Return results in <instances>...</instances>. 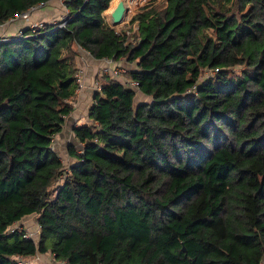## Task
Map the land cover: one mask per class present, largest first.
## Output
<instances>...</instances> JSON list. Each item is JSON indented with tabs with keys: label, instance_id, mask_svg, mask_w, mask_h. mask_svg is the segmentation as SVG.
Masks as SVG:
<instances>
[{
	"label": "trees",
	"instance_id": "1",
	"mask_svg": "<svg viewBox=\"0 0 264 264\" xmlns=\"http://www.w3.org/2000/svg\"><path fill=\"white\" fill-rule=\"evenodd\" d=\"M49 1L0 0V24ZM109 3L62 0L64 18L0 36V264L48 251L53 264H259L264 0L144 6L126 43ZM75 46L133 66L97 72L63 161ZM30 214L37 239L13 227Z\"/></svg>",
	"mask_w": 264,
	"mask_h": 264
},
{
	"label": "rangeland",
	"instance_id": "2",
	"mask_svg": "<svg viewBox=\"0 0 264 264\" xmlns=\"http://www.w3.org/2000/svg\"><path fill=\"white\" fill-rule=\"evenodd\" d=\"M123 1L125 3V7L127 8V11L124 13L122 21L113 27L117 32L123 34L125 33L128 36L127 38L129 41H134L137 30V25H136L137 22L132 20L134 14L139 10H141L144 6L162 5L165 2V0H123ZM64 13H65V8L62 5V0H51L47 2V4H43V6L37 7L32 12V16L37 15L38 17H33V19L29 20L27 23H36L38 21H41V19H43L44 17H48L49 21L54 22L55 20L61 18ZM24 21H25L24 18H17V19H13L12 21L4 22L0 24V36H4L7 30H12V31L15 30L18 25H23ZM104 21L106 24L111 26V18L106 19L104 17ZM74 51H76L75 63L77 65V68L85 65V67H87L86 71H88V66H89V70H90L89 78L92 81L93 78H95V75L97 74V70L100 71L101 67L105 64L104 62L106 61L104 59L93 58L87 51H85L80 47L75 46ZM113 64H119L122 70L123 69L126 70L128 66L132 64V62L129 63L122 59V60H118V62L113 61ZM92 68L94 69L93 72L91 70ZM207 73L208 71L205 70V73L202 74V76L206 75ZM91 89L92 88L90 87V90ZM80 94L79 93L75 94L72 99L73 111L77 117V120H75V122L73 121L74 124H77L78 122H82V120L84 121V119H86L88 106L86 105L82 106L81 101H77ZM88 94L90 96V92ZM86 98L87 96L83 100H86ZM66 120L67 121L63 126L64 128L63 133H61L59 138L61 141H63V147L61 145L59 146L58 141H56V136L53 139V148L54 150H56V152L59 153L63 161H66L68 159V156L66 155V151H65L66 147L64 145L71 142L70 138L72 137L70 132L71 127L69 125L70 120H68V117L66 118ZM18 225L24 226L27 229L28 233L37 239L38 225L36 224L34 214L24 216L13 227H16ZM23 262L28 264H53V258H52V254L48 251L46 253H37L35 256H30L24 259Z\"/></svg>",
	"mask_w": 264,
	"mask_h": 264
},
{
	"label": "built area",
	"instance_id": "3",
	"mask_svg": "<svg viewBox=\"0 0 264 264\" xmlns=\"http://www.w3.org/2000/svg\"><path fill=\"white\" fill-rule=\"evenodd\" d=\"M44 3L40 2L38 4L32 5L29 8H27L24 11L21 12H17L15 13L13 16L9 17L5 22H9L12 21L13 19H17V18H24L25 20H27L29 18V16L31 15V13L37 8V7H41L43 6ZM127 11V8H126ZM125 11V12H126ZM65 17V13L62 15V18ZM136 21V20H134ZM4 23V22H3ZM43 21H38L36 23H28L31 27L33 28H40L42 26ZM137 25V24H136ZM21 28H19L14 34H20ZM125 34V33H124ZM126 36V40L124 43L128 42V36L125 34ZM128 40V41H127ZM124 60V58H120V60ZM104 60L106 62H104L105 64L101 67V70H103L104 72H109L110 75H112L113 77H118V76H122V72L124 71V69L122 70L121 66L119 64H113V60L112 59H107L104 58ZM116 62V61H114ZM118 62V61H117ZM84 74H85V68L84 66H80L77 68L76 73H75V81L77 84V87L75 88V94H78L83 85H84ZM125 82L133 87L135 90L138 89V81L133 80V79H125ZM91 88L92 90H99L100 89V83L96 78H93V80L91 81ZM259 264H264V261H260Z\"/></svg>",
	"mask_w": 264,
	"mask_h": 264
},
{
	"label": "crops",
	"instance_id": "4",
	"mask_svg": "<svg viewBox=\"0 0 264 264\" xmlns=\"http://www.w3.org/2000/svg\"><path fill=\"white\" fill-rule=\"evenodd\" d=\"M112 2V0H110V3ZM110 3H109V6H110ZM109 6H108V8H109ZM107 8V9H108ZM106 9V10H107ZM105 10V11H106ZM105 11L103 12V16H104V13H105ZM33 17H38L37 15H35V16H32V13H31V15H30V17L27 19V20H25L24 21V23H23V25H18L17 26V28L15 29V30H7L6 31V34L5 35H12V34H14L21 26H24V24H28L27 22L29 21V20H31V19H33ZM41 21H49V18L48 17H44L43 19H41ZM11 29H13V28H11ZM84 66V68H85V74H84V85H83V87H82V89H81V91L79 92V97H78V100L77 101H81V105L83 106V105H86V106H90V104H91V102H92V94H93V91H92V89L90 90V87H91V83H90V78H89V73H90V70H89V66H88V71H86L87 70V67H85V65H83ZM133 66V63L130 65V66H128V67H132ZM92 70V72H93V68L91 69ZM97 72H98V70H97ZM95 73H96V71H95ZM90 92V96H89V93ZM87 96V98H86V100H83L85 97ZM89 97V98H88ZM137 97H138V99L136 100V102H138V101H141V100H147L148 99V96H145L144 94H142V93H139L138 95H137ZM68 117V120H70L69 121V125H70V127H72L73 125H74V123H73V121L75 122V120H77V117H76V114L74 113V111L72 110L71 111V113L67 116ZM66 117V118H67ZM85 120V119H84ZM66 121L67 120H65V123H66ZM84 121L82 120V122H78L77 124H80V123H83ZM63 130H64V128H62V130H61V132H59V133H57L55 136H56V141H58V144H59V146L61 145L62 147H63V141H61L59 138H60V135H61V133H63ZM71 138H70V141H74L75 142V136H74V134H73V132H72V129H71ZM65 147H66V145H64Z\"/></svg>",
	"mask_w": 264,
	"mask_h": 264
},
{
	"label": "water",
	"instance_id": "5",
	"mask_svg": "<svg viewBox=\"0 0 264 264\" xmlns=\"http://www.w3.org/2000/svg\"><path fill=\"white\" fill-rule=\"evenodd\" d=\"M125 11H126V7L124 1L118 0L110 14V18H111L110 27H113L122 21Z\"/></svg>",
	"mask_w": 264,
	"mask_h": 264
},
{
	"label": "bare ground",
	"instance_id": "6",
	"mask_svg": "<svg viewBox=\"0 0 264 264\" xmlns=\"http://www.w3.org/2000/svg\"><path fill=\"white\" fill-rule=\"evenodd\" d=\"M117 1H118V0H113V1L111 2V4H110L109 8L105 11V13H104V17H105L106 19H110L111 11H112V9L114 8V6L116 5Z\"/></svg>",
	"mask_w": 264,
	"mask_h": 264
}]
</instances>
